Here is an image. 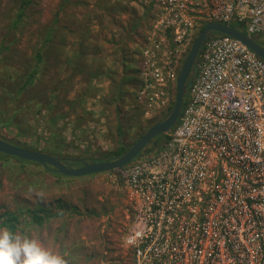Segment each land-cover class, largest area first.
I'll return each instance as SVG.
<instances>
[{
  "label": "built area",
  "instance_id": "2783aa9c",
  "mask_svg": "<svg viewBox=\"0 0 264 264\" xmlns=\"http://www.w3.org/2000/svg\"><path fill=\"white\" fill-rule=\"evenodd\" d=\"M136 43L134 102L173 105L182 63L207 23L264 40V0H153ZM177 125L160 147L108 172L122 193L129 264H264V61L239 41L201 47Z\"/></svg>",
  "mask_w": 264,
  "mask_h": 264
},
{
  "label": "rangeland",
  "instance_id": "374dc122",
  "mask_svg": "<svg viewBox=\"0 0 264 264\" xmlns=\"http://www.w3.org/2000/svg\"><path fill=\"white\" fill-rule=\"evenodd\" d=\"M27 1L23 18L15 23ZM152 4L153 0H0V136L45 154L97 158L119 147L128 150L166 117L171 108L143 119L134 102L136 84H122L116 74L108 86H99L105 80L106 66L100 59L107 45L123 40L125 55L131 48L136 55ZM125 25L134 28L126 36ZM34 72L31 84L21 90ZM97 96L93 104L89 97ZM175 96L176 89L173 103ZM55 119L56 126L48 122ZM37 207L52 217L36 226L26 214L14 236L37 241L66 264H129L122 247L129 219L122 193L111 184L108 172L62 178L38 164L0 160V214Z\"/></svg>",
  "mask_w": 264,
  "mask_h": 264
},
{
  "label": "water",
  "instance_id": "95a60500",
  "mask_svg": "<svg viewBox=\"0 0 264 264\" xmlns=\"http://www.w3.org/2000/svg\"><path fill=\"white\" fill-rule=\"evenodd\" d=\"M214 33L229 36L239 41L251 50L259 59L264 61V47H262L254 38L223 24L207 23L197 35L182 63L176 81L175 100L169 114L163 120L151 125L119 158L100 162L82 161L81 165L78 167L66 166L63 163V160L58 157L13 145L1 138L0 154L38 164L64 177L74 178L107 173L129 165L136 158H140L142 154L147 153L150 145L156 147L154 142L157 137L168 135V133H170V131L177 125L184 105V97L188 90L190 77L194 69L198 67V60L201 56V47Z\"/></svg>",
  "mask_w": 264,
  "mask_h": 264
},
{
  "label": "trees",
  "instance_id": "16d2710c",
  "mask_svg": "<svg viewBox=\"0 0 264 264\" xmlns=\"http://www.w3.org/2000/svg\"><path fill=\"white\" fill-rule=\"evenodd\" d=\"M28 1L27 2H24L20 8V12L17 14V20L15 23H18V21H20L23 16H24V10L27 9V5H28ZM232 28L234 29H237L239 31H243L242 27L239 26V25H231ZM203 29V27L200 29V31ZM51 32L52 30H49L47 32V38L46 40L49 41L50 38H51ZM211 36H219V34H212ZM259 44H260V39L259 38H254ZM37 61L40 62L41 61V58H40V53L37 54ZM197 72H198V68H195L191 77H190V80H189V83H188V88L192 82V80L196 77L197 75ZM34 73L32 74H29L26 79H25V82H24V86L22 85L21 87V90H24L28 85L31 84V82L33 81L34 79ZM187 99V93L184 97V102L186 101ZM173 106V105H172ZM172 108V107H171ZM165 117H162L159 121L163 120ZM158 121V122H159ZM48 122L52 123L53 126L57 124V119L54 120H48ZM143 135V134H142ZM141 135V136H142ZM140 136V137H141ZM1 139L5 140L6 142L10 143V144H13V145H16V146H19V147H23V148H26L24 146H20L19 144H16L6 138H3L0 136ZM166 139V136H160V137H157L154 144H156V147H160L162 145V143L164 142V140ZM26 149H29V150H33V151H38L36 149H31V148H26ZM155 150V147L154 145H150L149 146V149L147 151V153H150L152 151ZM127 151V149L123 148V147H119L116 151H114L113 153H110V154H102L100 155L99 157L97 158H82V157H78V156H68V155H59V156H55V157H58L60 159L63 160V163L66 165V166H72V167H78L81 165V162L82 161H85V162H100V161H111V160H115L117 158H119L120 156H122L125 152ZM145 153V154H147ZM145 154H142V155H145ZM51 155V154H49ZM54 156V155H53ZM15 160V161H19L21 163H25V164H34V163H31V162H28V161H24V160H20V159H17V158H14V157H10V156H6V155H3V154H0V160H3V162L5 161H8V160ZM138 158H136L135 160H137ZM45 168V167H44ZM46 171H49V172H53V174L57 177H62V178H69V177H64L54 171H51L50 169L48 168H45ZM28 215L29 216V220L32 224L36 225V226H42L44 224V222L51 218L52 217V213L50 211H48L47 209H44L42 207H37L33 210H27L25 211L24 213L23 212H20L19 214H16V213H2L0 214V226L1 227H4V228H7L8 230H10L11 233H14L16 231V228H17V225L19 223V220L21 219L22 216H25V215Z\"/></svg>",
  "mask_w": 264,
  "mask_h": 264
},
{
  "label": "clouds",
  "instance_id": "9594fccd",
  "mask_svg": "<svg viewBox=\"0 0 264 264\" xmlns=\"http://www.w3.org/2000/svg\"><path fill=\"white\" fill-rule=\"evenodd\" d=\"M0 264H66L59 255L43 249L35 240L0 229Z\"/></svg>",
  "mask_w": 264,
  "mask_h": 264
},
{
  "label": "crops",
  "instance_id": "0c3cea01",
  "mask_svg": "<svg viewBox=\"0 0 264 264\" xmlns=\"http://www.w3.org/2000/svg\"><path fill=\"white\" fill-rule=\"evenodd\" d=\"M133 30H134L133 25L129 26V28H127L125 25V28H124L125 35L124 36H126L129 32H132ZM115 42L116 43H114V44H108L107 45V47H106L107 52L104 53L103 60L100 59V65L102 64L103 67L106 66L105 68H103V71H104L103 76H104L105 80L103 79V81H102L103 84L99 85L101 87L108 86V84L112 82V77L115 74H116V78L122 84H123V82H125L126 84L127 83L136 84V75L134 74V72L136 71L135 70L136 69L135 68L136 67V59H135L136 55H135V52L133 51L134 49H132L130 46L131 52H130L129 56H126L124 53V50L126 49L125 41L119 40V41H115ZM91 63H92V59H91ZM127 76H130V77H127ZM126 77L128 79H125ZM104 92L106 94L107 90L105 89ZM98 98H99L98 96L96 98L89 97V100H91L92 103L95 104V103H97L96 100Z\"/></svg>",
  "mask_w": 264,
  "mask_h": 264
}]
</instances>
